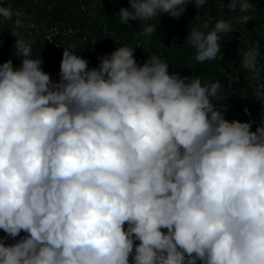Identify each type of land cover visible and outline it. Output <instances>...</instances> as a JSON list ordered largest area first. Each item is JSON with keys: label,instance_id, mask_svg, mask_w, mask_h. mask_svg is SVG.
<instances>
[{"label": "clouds", "instance_id": "clouds-1", "mask_svg": "<svg viewBox=\"0 0 264 264\" xmlns=\"http://www.w3.org/2000/svg\"><path fill=\"white\" fill-rule=\"evenodd\" d=\"M206 2L128 0L118 16L179 18ZM0 18L20 60L0 63V264H264V119L255 131L226 119L219 81L169 74L156 55L138 64L127 45L95 68L72 45L53 81L18 31L22 11L0 6ZM233 30L205 22L185 42L202 64ZM259 55L258 44L243 53L254 80ZM254 95L264 104V84Z\"/></svg>", "mask_w": 264, "mask_h": 264}, {"label": "trees", "instance_id": "trees-1", "mask_svg": "<svg viewBox=\"0 0 264 264\" xmlns=\"http://www.w3.org/2000/svg\"><path fill=\"white\" fill-rule=\"evenodd\" d=\"M252 2L253 9L248 13L237 10L231 14L226 8L228 0H207L200 9L194 4L186 5L179 18L162 14L148 22L130 21L127 25L120 22L118 13L120 8L130 7L128 0H0V6L22 11L24 27L18 31L32 42V58L42 59V68L53 81L59 80L64 49L72 45L77 55L89 61V68L98 66L99 57L127 45L134 49L138 64L156 55L169 65V74L178 72L181 76L199 77L202 83L219 81L220 98L213 103L228 120H251V130L255 131L264 119V104L254 95L255 89L264 84V0ZM197 15L199 20L195 19ZM242 15H250L252 19L236 23ZM220 19H231L234 30L221 35V53L216 59L198 63L194 59L195 49L185 42L186 38L193 27L207 22L211 29ZM146 23L157 26L151 35H141ZM12 29L11 21H3L0 63L12 59L14 66L19 67ZM257 44L260 75L254 80L252 73L242 67V59L243 53ZM245 108L250 115L244 112ZM3 235L0 230V236Z\"/></svg>", "mask_w": 264, "mask_h": 264}]
</instances>
